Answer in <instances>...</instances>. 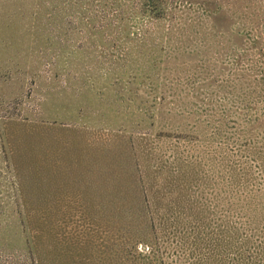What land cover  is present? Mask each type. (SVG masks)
Segmentation results:
<instances>
[{
    "label": "rangeland",
    "instance_id": "obj_1",
    "mask_svg": "<svg viewBox=\"0 0 264 264\" xmlns=\"http://www.w3.org/2000/svg\"><path fill=\"white\" fill-rule=\"evenodd\" d=\"M142 2L0 0V264H52L49 235L104 241L70 174L85 169L52 181L26 164L59 141L71 153L53 157L91 167L93 144L96 174L132 150L166 263L264 264V0ZM40 207L54 224L39 239Z\"/></svg>",
    "mask_w": 264,
    "mask_h": 264
},
{
    "label": "trees",
    "instance_id": "obj_2",
    "mask_svg": "<svg viewBox=\"0 0 264 264\" xmlns=\"http://www.w3.org/2000/svg\"><path fill=\"white\" fill-rule=\"evenodd\" d=\"M169 3V0H143L142 2L144 6L159 4V6L156 5V9L158 8L157 10H162L163 12ZM163 16L164 14L159 15V17ZM3 120L4 122H12V117H5ZM1 135L3 141H6L7 144L4 152H8L10 156L12 145L10 141L8 142L4 138L2 132ZM71 146L70 142L59 141L55 146L53 145L51 147L49 145L48 147H42L41 152H38L40 161L38 165L37 162H34L35 165L26 164L32 169H37V167L49 168L47 178L50 174V180L52 181L53 177L57 174H63V176L68 174L67 172H57V169H65L68 167L85 169L87 171L86 173L75 174L70 170V174L75 175L80 181L86 184V190L89 191L86 203L87 206L88 204L90 206L87 207L88 218L90 219L89 228L94 233L97 230L101 232L104 226L102 230L104 232V241L98 246L95 243L94 236L86 238L82 234H77L72 239L60 235L57 242V238H51L49 235L46 237V249L54 258L46 261L55 264V257L58 256V263L63 260V264H135L138 260L140 261L138 259L139 257L144 256L148 259L151 257L153 260H156L155 264H168L165 261L167 247L164 245V242L166 240L164 236L159 235L160 231H162L161 234L165 233L167 229L166 221L154 217L151 211L154 205L151 206L150 199L143 192L140 193L142 180L137 169L132 167V150L130 148H124L122 150L124 157L119 155V153L118 155L115 153L112 156H106V160H104L106 164H97L101 171L96 174L95 171L91 170L93 165L97 163L95 156L96 149L92 147L93 144L90 145L93 152H89L90 155L88 158V162L91 159L92 167L91 164L71 165V157H63L62 152L53 157L55 151V153L59 150L70 152ZM38 148H40V145H34L32 147V149L37 150ZM17 158L18 156L15 157V159ZM15 167H18V165ZM22 167H18L17 169ZM41 175L39 171H36L35 180L38 181ZM43 196L46 195H42L41 193V202H36L37 204L34 205L50 206L51 211L54 205L46 202ZM47 207L37 208L38 213L36 214L42 215L36 218L33 224H31L33 232H37L36 236L39 239L42 238L41 234L43 235L46 229L50 230L54 224V219L51 218L52 215H48L53 212L49 211L46 213ZM115 212H119L118 216L111 215ZM101 224L104 225L101 226ZM33 241L36 242L35 240ZM57 243L60 244L61 250L56 249ZM73 245L77 249L79 248L77 251H74L75 253L69 249V246L73 248ZM61 256L66 257V260L61 259Z\"/></svg>",
    "mask_w": 264,
    "mask_h": 264
}]
</instances>
